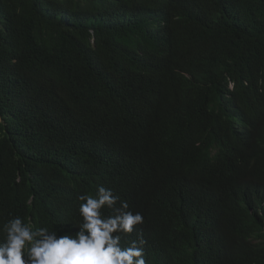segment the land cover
Here are the masks:
<instances>
[{"label": "trees", "instance_id": "obj_1", "mask_svg": "<svg viewBox=\"0 0 264 264\" xmlns=\"http://www.w3.org/2000/svg\"><path fill=\"white\" fill-rule=\"evenodd\" d=\"M98 185L146 264H264V0H0V242Z\"/></svg>", "mask_w": 264, "mask_h": 264}, {"label": "clouds", "instance_id": "obj_2", "mask_svg": "<svg viewBox=\"0 0 264 264\" xmlns=\"http://www.w3.org/2000/svg\"><path fill=\"white\" fill-rule=\"evenodd\" d=\"M78 199L81 223L74 232L59 234L63 229L38 227L19 216L7 220L0 264H146V233L137 232L127 246L121 243L122 235H131L143 223L140 212L103 185Z\"/></svg>", "mask_w": 264, "mask_h": 264}]
</instances>
